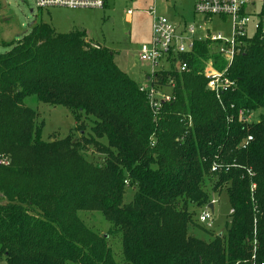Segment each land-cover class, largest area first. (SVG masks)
I'll list each match as a JSON object with an SVG mask.
<instances>
[{"label":"trees","instance_id":"obj_1","mask_svg":"<svg viewBox=\"0 0 264 264\" xmlns=\"http://www.w3.org/2000/svg\"><path fill=\"white\" fill-rule=\"evenodd\" d=\"M2 45L9 49L0 52V157L7 159L0 164V262L116 264L107 234L96 235L77 214L95 210L120 235L126 264H264V39L258 30L241 37L230 64L202 39L178 54L188 71L156 72L159 83H175L174 99L157 121L113 52L82 30L31 23ZM205 61L226 68L235 82L223 104L206 88ZM30 95L69 109L82 135L42 140L43 122L24 103ZM235 108L257 113V121L239 122ZM84 121L90 123L85 135ZM248 134L252 140L242 148ZM90 145L104 154L101 163L85 158ZM213 162L224 166L212 172ZM208 184L226 190L232 213L224 232L204 240L189 232L197 226L188 206L210 200ZM127 185L133 196L125 203Z\"/></svg>","mask_w":264,"mask_h":264},{"label":"rangeland","instance_id":"obj_2","mask_svg":"<svg viewBox=\"0 0 264 264\" xmlns=\"http://www.w3.org/2000/svg\"><path fill=\"white\" fill-rule=\"evenodd\" d=\"M251 22L247 25L246 34L252 35L257 22V12L260 10L262 0H254ZM149 6H154L158 16H164L169 20H181L186 25H202L204 19L194 14L191 9V0H106L102 8L91 7H66L49 5L37 7L34 0H0V52L9 47L2 42H8L20 38L29 31L31 23H47L57 32H67L72 27H83L91 38L99 46H104L113 52V62L124 71L133 81L139 82L144 72H149L150 66L138 58V47L148 41L151 30V15L147 12ZM130 10L129 18H126V10ZM211 34L220 32L225 38L231 36L230 19L213 16L207 24ZM198 35L202 31L196 30ZM204 62L202 73L207 66ZM175 85V83H174ZM26 106L33 109L36 114V122H43L40 138L51 140L62 138L69 132L74 139L82 135L74 128L75 119L69 109L62 105L49 106L37 101L33 95L24 99ZM256 115H258L256 113ZM87 134L90 129L89 121H84ZM85 158L94 164H99L104 154L94 146L85 147ZM211 184L207 185L210 199L216 202L213 206L212 224L209 232L197 224V214L201 206L189 205L194 213V222L197 228L191 226L189 232L198 238L208 240V234L224 232L225 224L230 214V204L225 189L212 190ZM133 188L127 185L123 195L125 203L131 201ZM2 195L0 194V200ZM79 218L96 235L107 234V245L116 264H126L122 258L120 235L110 230L109 223L102 214L95 210H81L77 212ZM0 264H4L0 262Z\"/></svg>","mask_w":264,"mask_h":264},{"label":"built area","instance_id":"obj_3","mask_svg":"<svg viewBox=\"0 0 264 264\" xmlns=\"http://www.w3.org/2000/svg\"><path fill=\"white\" fill-rule=\"evenodd\" d=\"M34 1L37 7L60 5L66 7L102 8L105 4V0ZM254 2V0H192L193 13L202 16L204 23L202 25L189 24L184 31H179L176 25L171 23L166 17L156 15L154 6L148 8L147 12L152 17L151 38L149 43L139 46L138 58L147 63L150 66V70L146 78L138 83V89L144 94L154 121L160 120L163 105L174 99L172 95V89L174 88L173 80L169 79L164 84L159 83L157 77L154 76L155 73L171 69L176 70L178 73L188 71L187 61L179 60L177 58L178 54L190 52L194 41L202 39L211 41L214 49L224 57L227 64H230L233 57L240 52L241 37L249 36L245 31L247 25L251 22ZM129 13L130 10H126V14ZM256 14L258 18L254 32L258 30L261 38L264 39V0H262L260 10ZM213 16L230 19L231 36L229 38L223 37L220 32L211 34L208 31L207 24ZM196 30L202 31V35H198ZM225 70L226 68L224 70L215 69L209 61L203 72L207 79L206 88L214 94L220 104H223V93L229 89H233L235 86V82L225 76ZM230 106L233 108L232 105ZM233 110L235 111L234 116L241 123H251L258 119V116L252 111L247 112L242 108H235ZM231 116L227 119H232ZM251 140L252 136L248 134L241 141L240 146L245 148ZM151 144H153V140ZM6 163L7 159L4 156L0 157V164ZM223 166L222 164L213 162L210 170L218 172ZM247 172L249 175L252 174L249 170ZM253 187L254 184L252 183L251 188ZM215 202L214 199H210L204 203L196 217L197 223L208 230L214 229L212 224L213 209L209 208V204L213 207ZM230 213H232V209H230Z\"/></svg>","mask_w":264,"mask_h":264},{"label":"crops","instance_id":"obj_4","mask_svg":"<svg viewBox=\"0 0 264 264\" xmlns=\"http://www.w3.org/2000/svg\"><path fill=\"white\" fill-rule=\"evenodd\" d=\"M105 3H106V0H105ZM104 6H105V4H104ZM150 7V6H149ZM148 7V8H149ZM153 7V6H152ZM191 9H192V11H193V4H192V0H191ZM125 14H126V12H125ZM126 18L128 19L129 18V15L128 14H126ZM169 20V19H168ZM171 23H173V24H175L176 25V27H177V29L179 30V31H184L185 30V28H186V24L184 23V22H181V20H169ZM151 23H152V17H151ZM74 29H78V30H82V31H84V33H85V37L87 38V40H91V38L89 37V35L86 33V30L83 28V27H76V26H74V27H72L70 30H74ZM69 30V31H70ZM209 30V29H208ZM199 34V33H198ZM150 38H151V30H150V35H149V39H148V41L147 42H145L146 44L147 43H149V41H150ZM92 41V40H91ZM93 43H95V42H93ZM142 44H144V43H142ZM138 49H139V47H138ZM137 55H138V50H137ZM147 73H149L148 71L147 72H144L143 74H142V76H141V80L139 81V82H141V81H143L145 78H146V75H147ZM139 82H137V83H139Z\"/></svg>","mask_w":264,"mask_h":264},{"label":"water","instance_id":"obj_5","mask_svg":"<svg viewBox=\"0 0 264 264\" xmlns=\"http://www.w3.org/2000/svg\"><path fill=\"white\" fill-rule=\"evenodd\" d=\"M209 208L212 210L213 209V207H212V205L211 204H209Z\"/></svg>","mask_w":264,"mask_h":264}]
</instances>
